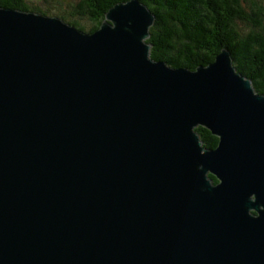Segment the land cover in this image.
Wrapping results in <instances>:
<instances>
[{
  "label": "water",
  "instance_id": "1",
  "mask_svg": "<svg viewBox=\"0 0 264 264\" xmlns=\"http://www.w3.org/2000/svg\"><path fill=\"white\" fill-rule=\"evenodd\" d=\"M154 20L0 6V264H264V94L152 59Z\"/></svg>",
  "mask_w": 264,
  "mask_h": 264
},
{
  "label": "trees",
  "instance_id": "2",
  "mask_svg": "<svg viewBox=\"0 0 264 264\" xmlns=\"http://www.w3.org/2000/svg\"><path fill=\"white\" fill-rule=\"evenodd\" d=\"M127 0H78L71 14L58 13L81 30L93 32L105 12ZM153 13L149 28L150 57L172 67L194 69L213 61L222 49L228 50L236 71L250 78L256 92L264 94V0H140ZM0 6L29 7L25 0H0ZM56 14V12H55ZM206 147H215L218 137L203 126L195 127ZM209 176L215 181L214 175Z\"/></svg>",
  "mask_w": 264,
  "mask_h": 264
},
{
  "label": "rangeland",
  "instance_id": "3",
  "mask_svg": "<svg viewBox=\"0 0 264 264\" xmlns=\"http://www.w3.org/2000/svg\"><path fill=\"white\" fill-rule=\"evenodd\" d=\"M77 1L78 0H25V2L29 4L30 8L34 7V8H38V9H41V10H47V11L50 12V14H43V13H40L39 11H34L32 9H18L17 8V10L26 11V12L34 11V12H37V13H39L41 15L56 16V17H59V18H61V17L59 16L58 13L62 12L64 14L69 15L70 16L69 18L71 20H81V21H79V23H81V24L84 23L85 24L86 21L84 19L77 18L79 16L78 14L73 13V14L70 15L71 10H73V8L75 7ZM55 12H56V14H55ZM62 20H63L64 23H67L68 25H71V26L75 27L76 29H78V30H80V31H82L84 33H91L90 31L81 30L80 28H78L75 25L67 22L64 19H62ZM161 61H164V60H161Z\"/></svg>",
  "mask_w": 264,
  "mask_h": 264
}]
</instances>
